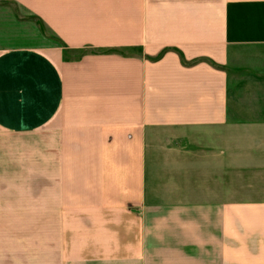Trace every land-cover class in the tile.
Wrapping results in <instances>:
<instances>
[{
	"label": "crops",
	"instance_id": "obj_1",
	"mask_svg": "<svg viewBox=\"0 0 264 264\" xmlns=\"http://www.w3.org/2000/svg\"><path fill=\"white\" fill-rule=\"evenodd\" d=\"M0 264H264V0H0Z\"/></svg>",
	"mask_w": 264,
	"mask_h": 264
}]
</instances>
